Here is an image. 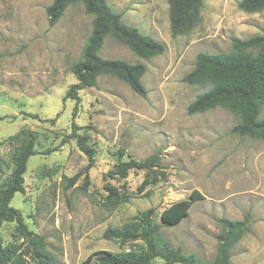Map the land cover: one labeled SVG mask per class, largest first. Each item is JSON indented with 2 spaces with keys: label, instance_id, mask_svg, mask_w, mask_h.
<instances>
[{
  "label": "rangeland",
  "instance_id": "1",
  "mask_svg": "<svg viewBox=\"0 0 264 264\" xmlns=\"http://www.w3.org/2000/svg\"><path fill=\"white\" fill-rule=\"evenodd\" d=\"M239 1L202 0L199 22L172 37L167 0H106L125 25L161 43L164 51L141 59L106 37L98 55L142 64L145 96L100 75L95 87L77 92L73 119L75 102L65 98L76 83L70 66L80 59L92 16L75 2L49 27L45 9L52 0H0V186L20 147L32 140L35 152L27 162L24 194L10 203L25 229L15 222L0 228L1 247L11 256L7 264H81L100 251H142L139 240L120 244L103 233L137 225L147 209L172 249L207 264L216 256L218 221L247 219L230 264H264V143L232 134L239 117L224 108L187 114L210 86L182 82L199 53L227 54L232 39L264 33V11L244 13ZM72 121L93 152L86 171L88 159L70 137ZM153 154L160 158L158 167L117 170L121 162ZM193 191L202 199L187 217L163 225L161 212Z\"/></svg>",
  "mask_w": 264,
  "mask_h": 264
},
{
  "label": "trees",
  "instance_id": "2",
  "mask_svg": "<svg viewBox=\"0 0 264 264\" xmlns=\"http://www.w3.org/2000/svg\"><path fill=\"white\" fill-rule=\"evenodd\" d=\"M80 2L87 15L92 16L91 33L86 40L80 59L70 66L76 83L65 94L66 99L75 102L72 118L77 111V92L96 86L100 75H110L124 82L135 94L145 96L141 82L145 68L140 63L129 64L121 60L102 59L100 51L106 37L111 36L127 47L134 55L147 59L163 53L164 46L137 29L125 25L121 15L114 13L106 0H52L45 13L49 27L54 26L70 4ZM169 29L172 37L182 35L200 20L202 0H167ZM238 9L244 13L264 11V0H240ZM231 51L227 54L199 53L194 68L182 78L190 86H210L198 95L187 107V114H198L215 107H221L239 117V123L231 133L239 137L257 139L264 143V118L260 112L264 105V33L245 40L232 39ZM77 126L71 122V135L79 150L88 159L84 170L93 164V152L86 145L85 138L76 134ZM122 152H119V156ZM35 155L33 141H27L13 159V166L7 182L0 186V228L4 222H15L25 229L20 213L10 206L16 194H24V174L29 158ZM0 157V167L3 165ZM160 158L153 154L142 161L128 160L119 163L117 170H149L158 167ZM118 172V173H120ZM74 179L70 180L73 183ZM202 197L191 192L187 200L178 201L164 209L159 215L163 225L175 226L187 217L191 206ZM153 210L147 209L138 215L139 223L126 228H107L103 233L106 240L120 244L141 241L144 250L112 253L100 251L89 255L81 264H150L160 259L164 264H207L193 255H185L179 248L172 249L160 234L161 227L152 222ZM220 234L216 237L218 246L212 264H230L231 250L247 231V219L230 221L220 219ZM46 258V257H45ZM11 259L2 249L0 239V261Z\"/></svg>",
  "mask_w": 264,
  "mask_h": 264
}]
</instances>
